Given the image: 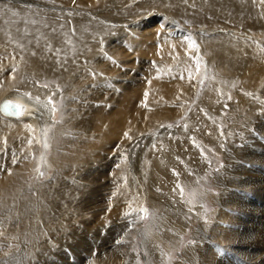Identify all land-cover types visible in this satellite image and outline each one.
<instances>
[{
  "label": "bare ground",
  "instance_id": "bare-ground-1",
  "mask_svg": "<svg viewBox=\"0 0 264 264\" xmlns=\"http://www.w3.org/2000/svg\"><path fill=\"white\" fill-rule=\"evenodd\" d=\"M51 1L59 7L39 9L24 6V2L18 0H0V104L4 99H14L31 107L29 117L22 119L23 122L4 117L0 111V252L15 250V258L38 257L44 264L45 257L49 256L42 254L46 247L48 249L46 239L55 232L79 236L76 228L88 225L87 214L76 206L77 201L86 195L85 188L93 182L94 172L101 177L109 171L110 176L121 181L118 187L113 184L111 213H117L119 207L125 205L127 211L121 210L122 214L134 220L135 233L143 226L141 206L145 201L153 211H161L158 219L164 220L166 232L159 238L165 243L176 239L175 245H180L182 233L188 228V220L184 218L187 212L194 217L200 216V224L195 227V243L185 249L183 262L179 264H264V224L249 220L253 224L251 229L257 232L249 238V226L245 223L251 217L235 196V186L243 176L258 173L245 167L244 164L250 163L248 159L234 158L239 153L233 149L242 150L240 146L246 142L238 137L245 133H235L240 130L235 123L230 124L232 132L224 131L216 127L218 123L213 120L224 116L226 109L241 115L258 112L264 120V103L254 97V92L264 87V45L261 44L264 3L261 0H146L129 7L137 0ZM73 6L80 9L111 7L112 10L105 14L111 18L128 17V21L150 7L161 11L164 19H175L178 27L167 22L157 26L148 22V25H133L135 29H131L132 26L123 28V35L116 37L113 27L110 28L111 20L107 18V23L102 16L71 13ZM146 28L158 29L150 34ZM220 29L224 32L220 33ZM153 38L162 43L160 48L150 49L149 54L153 58H166L164 72L168 71L169 78L173 79H170L169 91L157 92L152 86L132 91L129 81L126 85L119 84L118 73L130 62L122 59L131 56L128 52L141 51L140 46L151 44ZM203 64L218 83L213 80L216 84L207 85L197 96L199 80L195 86L192 80L197 79L194 76ZM181 69H184L182 74L178 72ZM237 81L241 86L233 102H229L227 88ZM197 97L198 102L186 121V125L193 126L191 132L184 127L176 132L171 130L172 137L168 139L165 135L160 139L148 136L145 142L138 139L159 124L176 120ZM115 104L117 111L112 108ZM55 112H58V122L53 124L55 128L49 134V118L55 116ZM250 119L244 121L249 123ZM241 128L246 130L244 125ZM176 135L179 137L174 139ZM261 135L264 137V131ZM112 137L122 140L115 143ZM41 144L48 145L43 154ZM235 144L239 147L235 148ZM124 152L129 156L124 157ZM47 153L50 155L45 157ZM204 153L224 154L226 162L222 171L207 170L222 191L211 198L220 206L212 222L204 217L196 201H201L207 192L193 187L194 181H187L183 175L184 169H192L188 166L189 160L194 161L190 164L192 167L197 164L195 168L202 162L199 157L209 162L207 154L202 156ZM132 155H139L136 164H140V168L135 170L140 172L143 182L148 183L147 189L152 192L147 198L141 196L142 185L131 178L132 170L127 167L136 158ZM91 164L93 168L89 167ZM43 165L52 167L54 175L32 191L29 176L41 169L48 171L49 167ZM107 166L109 169L105 170ZM84 168L90 172H85V178L81 176L83 173L79 175ZM197 170H194L196 180L204 179L203 172ZM121 177L135 191L136 197L126 193ZM73 203L76 205L71 206ZM104 219L110 220L107 216ZM155 233L158 236L161 230ZM60 237L56 238L62 242ZM144 237L146 242L154 240L148 235ZM75 239L81 241V238ZM133 241L134 238L123 241L103 256L93 255L92 261L86 264H123ZM104 245L101 247L107 250ZM132 259V263L139 264L135 254Z\"/></svg>",
  "mask_w": 264,
  "mask_h": 264
},
{
  "label": "rangeland",
  "instance_id": "rangeland-1",
  "mask_svg": "<svg viewBox=\"0 0 264 264\" xmlns=\"http://www.w3.org/2000/svg\"><path fill=\"white\" fill-rule=\"evenodd\" d=\"M18 1L24 2L23 3L24 6H29L32 8L36 7L39 9H46L48 7L49 8L55 7V9H56L58 6L55 4V2H53L51 0H35L36 3L34 2V0H18ZM137 1H134L133 2L134 5L131 4V5H129V7H133V6H137L139 4H142L146 0H137ZM70 8H71L70 9L71 13L79 14L80 12H82V14H84V15L94 14L98 18L99 17L101 18V16H102L103 17L102 20H104V18H105L104 21H106L107 23L109 22V20H111L109 22V23H111L110 28L112 29V27H113L112 31H113L114 35H117L116 37L123 35V31H122L123 28L127 29L128 27L132 26L130 28L135 29L133 27V25L138 27V26H142L144 23H146L148 25V22L152 23V25L154 24L155 26L159 25V23H161V22H167V23H170L172 26L178 27V23L175 19H170V18L164 19L165 15H163V13L161 11L156 10V9L154 10L153 8H150V7H149V9H146L145 12H141V14L138 17H133V18L130 17L131 18L130 21L127 20L128 17H126L127 19L123 18V17L111 18V15L108 16V14H105V13H109V10H112L111 7L110 8H108V7L107 8H96V7L92 8L90 6H87V7H83V9H80L76 6H73ZM85 11H87V13ZM138 13H140V12H138ZM135 15H137V13H135ZM172 26H170V27H172ZM146 29H147L146 31L148 33L153 34L156 31V29H158V28H155V30H150V28H146ZM178 29L179 28H177V31L180 32V29L179 30ZM219 32L220 33L224 32V30L220 29ZM197 33H198V31H195L194 35L195 34L197 35ZM242 33L245 34L244 31H242ZM240 34H241V32H240ZM243 34H241V36L245 37V35H243ZM194 35L188 34V36H190V37L191 36L195 37ZM246 36H247L246 38H248V34ZM149 42L150 41H147V43H149ZM151 42H152L151 44H148L146 46L141 45L140 46L141 51H139V52H136V51L135 52L131 51V53L128 52V54H131L130 57H127V58L123 57L124 59H122V60L124 62H126V61L127 62L130 61V62H129V64L124 65L123 69L119 71L118 76L116 78V80L118 81L119 84L126 85V83H127L126 81H129L130 84L132 83V85H133L132 89H131L132 91L133 90L134 91H141L144 88H148L150 86H152V88L154 90H156L157 92L161 91V90L169 91L170 87L172 86L170 84V79L172 78V76L169 78V76L167 74L168 71L164 72L165 69L163 66H164V63H166V58H162V59H158L156 57L153 58V56L149 54L150 49L153 50L156 48L157 49L160 48L162 42L161 43L158 42L157 38L156 39L153 38V40L151 39ZM261 42H262L261 44L264 45V38H261ZM155 46H156V48H155ZM163 61H164V63H163ZM185 67H186V65L184 64L183 68H185ZM160 70H162V71H160ZM159 71L162 73L164 72V73L163 74L159 73ZM183 71H184V69H181L178 72H180L182 74ZM199 71H200L198 73L199 76L198 75L194 76V78H197V79L192 80L194 86L197 83L196 81L199 80V82L197 84V87H198V90L196 92V94L198 93L197 96H199V94L203 93L204 88L207 85H209L211 83H214V84L218 83L216 78L214 79L212 77L213 75L211 76L208 74L207 67L204 64L202 65V67L199 68ZM180 73H177V76L181 77ZM72 80H74V79H72ZM178 80H179V78H178ZM168 81H169V83H167ZM171 81H173V79H171ZM235 84L236 85H230V87H228V88L226 87L227 90L229 89L228 93H227V99L229 98V102H233V100L235 99V92L237 91V88L241 86L240 81H237V83L235 82ZM232 87H233V89H232ZM261 87L258 88V90H256L254 92V94H255L254 97L257 98L259 101L261 100L264 103V89H263L264 87L263 88H261ZM257 93H258V95L261 94V96L259 97L257 95ZM32 98L34 99L35 97L33 96ZM197 102H198V97H197V99L193 100L189 106H187V108H186L187 111L185 110V113L182 114L180 117H178L176 120L169 121V122H163V123L159 124V126L153 128L149 132H147L148 135L147 134L146 135L143 134L144 136L139 135L138 139L144 140V142H145V141H147L146 137H148V136H149L148 137L149 139H151L152 137L160 139V138H163L164 135H165V138L167 137V139H168V138L172 137V136H170L171 130L176 132L177 129L182 130V128H184V127L187 128L188 132H191L193 126H192V124L186 125V121L190 118V114H191V112H193L194 107L197 104ZM24 104H25V106H24V110H23V115H21L19 117L6 115L5 113H2V112H1V114L4 117L14 118L15 120L17 119L18 121L21 122L22 119L29 117L30 111H31L30 105L27 103H24ZM117 106L118 105H116V104L112 106L113 111H117ZM226 110H227V112L225 113L224 116H222L218 119H213V120H216L218 123L216 127L220 128V129L223 128L224 131L229 130L232 132L231 128H233V127L230 126V124L234 125V123H235L236 126L240 127V130L238 129L235 133H240V132L242 133L244 131L246 137H244L245 135H242V136H239L238 138L240 141L245 140L246 142L240 146V147H243L242 150L237 149L236 146L239 147V145L235 144L236 149H233V151L235 153H236V151H238L239 154H236L234 156V158L238 156L237 157L238 159L244 158L243 161H247V159H248L250 161V163H247V164L242 163V164H244L247 169L249 168L248 171L249 170L258 171L257 175L255 174L256 176H254L253 174H247V176H243V178L235 186V188H236L235 189V192H236L235 196L240 200L241 204L243 205V208L246 207V211L248 212L249 217H251L250 219H247V220L248 221L253 220V221L259 222L260 225L262 226L264 224V219H263L264 218V215H263L264 214V209H263V207H264L263 206L264 205V137H262L261 134L264 131V124H263L264 120L261 119L260 113H258V112L254 113V114L251 112V114H249V115L248 114L247 115L246 114L241 115L242 113H239L238 111L236 112V111H230L228 109H226ZM236 116H238L240 118H238V117L236 118ZM251 117H253V119L254 118L255 119L253 120ZM241 118L242 119L245 118L244 119L245 121H246V118L247 119L251 118L250 120L252 122H254V124L251 123L250 120H247V121H250L248 123V122H245L244 120H242ZM207 119H209V117ZM57 120H58V112H55V116L52 115L49 118V121H50V125H49L50 127L48 126L49 131L54 130L55 126L53 124L55 122H58ZM237 120H240V121H237ZM210 121H212V119ZM259 121H261V122H259ZM246 123H248V124H246ZM243 125H244V128L246 130L241 128V126H243ZM44 130H43V132H44ZM187 130H184V131H187ZM51 131L49 132V134H51ZM161 131H163V132L161 133ZM149 134L152 136H150ZM176 136L174 139H177L179 137L178 135H176ZM111 140H113V142L117 141V143H118V142H121L122 138L120 139L118 137H112ZM40 146L42 148V151H43L42 154H43L45 151V147L43 146V144H41ZM205 154H207L209 156V158H210L209 162H208V160L205 161L204 159H202V157H199V159H201L202 162H199L198 167H196L199 169L197 171H200V173L203 172L204 179L198 180L199 182L196 180V177H195L196 175L194 174L195 173L194 170L196 169L195 166H197V164L192 167L191 165L194 164L193 160H189V161H191V163L192 162L193 163L192 164L188 163V166H190V168H192L194 170L186 168V170L184 169V171H183V175L187 177V178L185 177L187 181H194L193 187L202 188V190L207 192L206 195H203L201 197L202 198L201 201L200 200H196V201H197V205L200 206L204 217H206L207 219L209 218L208 221L212 222L215 220L214 214H215V212L219 211L220 206H219V203L213 201L211 198H215L217 195H220L222 191H221V188L219 186H217L214 178H212V174L210 175L209 172L207 173V170L209 169L211 171H216V173L218 171H222L223 168L225 167L226 162L224 159V154L223 155L220 154L217 156V155L212 154V153H209V154L204 153V154H202V156H205ZM47 155L49 156L50 154L49 153L45 154V157H47ZM123 155H124V157L129 156L127 154V152H124ZM135 156H136L135 160L132 159L133 162H131V164H129V166H127V167H129V169L132 170V172L130 174L132 176L131 178H133V180L135 178V182L137 181L136 182L137 185H142L141 188L143 190V192H142L143 195L140 193L141 196L142 197L144 196V198H147L148 196H150V194H152V192H150L147 189L148 183L143 182V177L141 176L140 172L138 170L136 172V170H135V168H137V167H138V169L140 168V164H136V162L138 160H140L139 155H138V157H137V155H135ZM135 156H133V158ZM205 164H206V166H205ZM43 166H45L46 168L49 167L47 165H43ZM90 166L93 168L92 164L89 165V167ZM113 166H111V167H113ZM132 166H133V168H132ZM203 166L206 168V171L204 170ZM89 167H87L86 169L94 170V169L89 168ZM182 167H183V165H180V168H182ZM104 168H105V170H108L109 166H107V168L106 167H104ZM104 168H101V169H104ZM86 169L84 168L83 171ZM89 170H86L84 172L80 171L79 175L81 173H83V174H81V176L85 178L86 177V176H84L85 172H87L89 174L90 173ZM41 172L44 173L43 176L40 175ZM53 172H54V170L52 169V167L51 168L49 167L48 171L41 169V170H38L37 172H34L33 174H31L29 176V180H30L29 188H30V190L33 191V190H35L36 185H38L40 183H44L48 179L50 180L52 178V176L54 175ZM134 172H136V173H134ZM35 173H37V174H35ZM102 174H104V171H102L101 175ZM106 174L108 176L106 175V176L99 177V176H97L96 172H94V174L92 175V178H91V179H93L94 184L92 181H91L92 183L91 182H90V184L88 183V186L90 185V187L91 186H93V187L92 188L88 187L87 189L85 188L84 194H86V195L85 196L83 195V197L79 198V200L77 201V205H76V203L70 204L71 206L76 205L78 208L82 209V213L87 214V217H86V215H84L83 218L84 217L87 218L88 225L83 224V226L79 225L76 228L75 232L79 236H76L75 234L74 235L71 234L70 236H68L64 232H59V233L55 232L56 235H54L55 233H53L50 238L46 239V241H49V242H45V243H48V245H47L48 249L46 247V249L44 250V252L42 254L45 256L48 253L49 256L45 257L47 259L44 262V264H86V263H90L94 256H97V255L103 256V255H105L106 251L110 250L113 246L119 245L123 241L124 242L130 241L133 238H134V241L132 242V245L128 251V254L125 256L123 264H134V263H132V261H133L132 257L134 256V254H135V256H137L139 258V260H138L139 264H179V263H182L183 262L182 256L184 254L185 249L189 245H192L195 243V241L193 239L194 233H195V227L200 224L201 220L198 221L200 219V216L197 215L194 217V216L189 215L187 212L184 215V218H186V221L188 220L186 223L188 225V228L185 230V232L182 233L180 245H178V246L175 245L176 239H172L169 242L170 243V245H169V243H167V242L165 243L163 241V239L159 238L166 232L165 231L166 225L164 224V220L159 221V219H158L160 214H161V211L156 210V212H157L156 213L155 211H153L150 208L149 203L147 201H145L144 203H142V206H141V212L143 214L141 226L142 225L143 226L139 227V231L137 233H135L136 226L133 225L134 220L131 219L130 215L128 216V215L122 214L123 213L122 211L126 209L125 205L119 207V211L117 212L118 215H117V213H114V214L111 213V208H110L111 205L110 204H111V200L113 197V193H115L114 189H115L116 185H117L116 187L120 186L121 181L116 177L114 178V177L110 176L109 171H106ZM178 174L180 175V173H178ZM139 175L141 176V178H139L140 177ZM190 176H191V178H190ZM97 178H98V180H97ZM113 178L115 179L114 181H112ZM116 179H118L120 182ZM120 179L123 180L122 182H124V177H121ZM146 179H148V178H146ZM146 179H144V180H146ZM100 180H102V181H100ZM113 184L115 186H113ZM199 184H201V185H199ZM254 184H255L256 188H255ZM124 185L126 188V193L129 192L130 194L134 195V197H136V195L134 193L135 191H133V189H131V187H128L126 182H124L123 186ZM136 186H135V188H136ZM109 194H112V195H109ZM73 199H75V198H73ZM100 200H102L101 201L102 203L100 202ZM87 201H89L88 204H87ZM94 201H96V202L94 203ZM103 203L105 204V206ZM87 205H89V206H87ZM106 207H109V209L107 210ZM125 211H127V210H125ZM119 212H121V213H119ZM107 213L109 216L107 215ZM120 214H122V215H120ZM193 214H195V213H193ZM54 216H58V215L54 214ZM89 216H91V217H89ZM105 216H107L110 219L108 222H106V219H104ZM100 221H102V222H100ZM250 221L248 223H245L249 226L247 228L249 238L257 235V232L254 233L255 230L251 229L250 225L253 226V224L250 223ZM90 222H92V224ZM99 222L101 224H99ZM107 223H109V224H107ZM158 223H160L161 226ZM151 225L154 226V227H152L153 228L152 230L150 229ZM159 229L161 230V233L157 236L155 232H157ZM172 231H173V229H172ZM150 232H152V233H150ZM251 232H253L254 235L253 234L251 235ZM146 235H148V237L150 236V238H151L150 240H152V239H154V240H152L151 243L148 241L146 242V238L144 237ZM152 235L154 236V238H152ZM52 236H54L55 238ZM62 236H64V237H62ZM56 237L57 238L60 237L62 242H59L60 239H57ZM51 238H52V240H51ZM75 238H78V240H80L79 238H81V241L83 239V242H81V241L77 242V240ZM63 239H65L66 241L64 240V242H63ZM57 240L59 243L57 242ZM50 241H52V242H50ZM190 242H192V243H190ZM103 244H105L104 246L107 250H104V247L103 248L101 247V245H103ZM54 245H57V246H54ZM252 245H253V243H252ZM96 246H99L98 247L99 250L98 249L94 250V248ZM52 247H54V248H52ZM1 253H3V254H1ZM15 255H16V251L11 250V249L5 250L4 252H0V264H22L23 263L22 261H24L25 263H29V264H41L39 261V260H41V258H38V257L25 258L23 255L21 257L18 256V258H15ZM17 262H19V263H17Z\"/></svg>",
  "mask_w": 264,
  "mask_h": 264
},
{
  "label": "water",
  "instance_id": "water-1",
  "mask_svg": "<svg viewBox=\"0 0 264 264\" xmlns=\"http://www.w3.org/2000/svg\"><path fill=\"white\" fill-rule=\"evenodd\" d=\"M9 102H11V104H9ZM24 106V102L14 99H4L0 104V111L6 115L19 117L23 115Z\"/></svg>",
  "mask_w": 264,
  "mask_h": 264
},
{
  "label": "snow or ice",
  "instance_id": "snow-or-ice-1",
  "mask_svg": "<svg viewBox=\"0 0 264 264\" xmlns=\"http://www.w3.org/2000/svg\"><path fill=\"white\" fill-rule=\"evenodd\" d=\"M261 3H264V0H261ZM9 104H11V102H9ZM44 147H45V148H47V147H48V145H47V144H45V145H44ZM40 175H41V176H43V175H44V173H43V172H41V173H40ZM190 243H192V242H190Z\"/></svg>",
  "mask_w": 264,
  "mask_h": 264
}]
</instances>
